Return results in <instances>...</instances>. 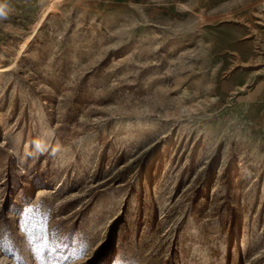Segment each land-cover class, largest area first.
I'll list each match as a JSON object with an SVG mask.
<instances>
[{"label": "rangeland", "instance_id": "1", "mask_svg": "<svg viewBox=\"0 0 264 264\" xmlns=\"http://www.w3.org/2000/svg\"><path fill=\"white\" fill-rule=\"evenodd\" d=\"M0 5V238L20 264H264V0ZM29 209L60 246L39 259Z\"/></svg>", "mask_w": 264, "mask_h": 264}, {"label": "snow or ice", "instance_id": "2", "mask_svg": "<svg viewBox=\"0 0 264 264\" xmlns=\"http://www.w3.org/2000/svg\"><path fill=\"white\" fill-rule=\"evenodd\" d=\"M31 209L25 213V219L20 222L19 230L26 236L27 243L31 246V251L37 254V259L40 258V253L47 249L49 252L54 249H58L60 246L55 243L53 240L52 245L47 243L48 241V231L44 224H41L38 228L32 224L30 213ZM53 236L56 235L55 231L52 233ZM81 254L76 258H82V254L86 251V246L81 248ZM0 254L7 256L10 259H13L14 264H20V257L17 256L16 252L13 250V244L10 240L7 233L2 234V238H0ZM61 259V257L50 256L49 264H53L54 261ZM63 259H67V257H63Z\"/></svg>", "mask_w": 264, "mask_h": 264}, {"label": "bare ground", "instance_id": "3", "mask_svg": "<svg viewBox=\"0 0 264 264\" xmlns=\"http://www.w3.org/2000/svg\"><path fill=\"white\" fill-rule=\"evenodd\" d=\"M15 64H16V62H13V61L9 64H3V65L0 64V72H8V71L12 70V68L15 66ZM8 264H10V263H8Z\"/></svg>", "mask_w": 264, "mask_h": 264}, {"label": "clouds", "instance_id": "4", "mask_svg": "<svg viewBox=\"0 0 264 264\" xmlns=\"http://www.w3.org/2000/svg\"><path fill=\"white\" fill-rule=\"evenodd\" d=\"M3 14H4V6L0 5V16H2ZM35 143H36L37 148H39L41 145V142L39 140H37V141H35Z\"/></svg>", "mask_w": 264, "mask_h": 264}]
</instances>
